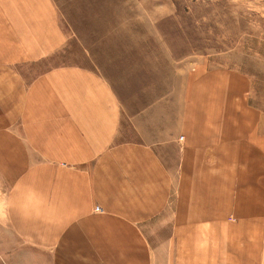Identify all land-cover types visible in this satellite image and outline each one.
<instances>
[{
	"label": "crops",
	"instance_id": "1",
	"mask_svg": "<svg viewBox=\"0 0 264 264\" xmlns=\"http://www.w3.org/2000/svg\"><path fill=\"white\" fill-rule=\"evenodd\" d=\"M66 43L54 0H0V264H264L251 76L199 58L126 116Z\"/></svg>",
	"mask_w": 264,
	"mask_h": 264
},
{
	"label": "rangeland",
	"instance_id": "2",
	"mask_svg": "<svg viewBox=\"0 0 264 264\" xmlns=\"http://www.w3.org/2000/svg\"><path fill=\"white\" fill-rule=\"evenodd\" d=\"M54 1L67 43L53 62L98 70L126 116L169 94L199 58L250 75L264 114V0Z\"/></svg>",
	"mask_w": 264,
	"mask_h": 264
},
{
	"label": "clouds",
	"instance_id": "3",
	"mask_svg": "<svg viewBox=\"0 0 264 264\" xmlns=\"http://www.w3.org/2000/svg\"><path fill=\"white\" fill-rule=\"evenodd\" d=\"M5 214V206L0 205V217H3Z\"/></svg>",
	"mask_w": 264,
	"mask_h": 264
},
{
	"label": "built area",
	"instance_id": "4",
	"mask_svg": "<svg viewBox=\"0 0 264 264\" xmlns=\"http://www.w3.org/2000/svg\"><path fill=\"white\" fill-rule=\"evenodd\" d=\"M96 209H98V208H96Z\"/></svg>",
	"mask_w": 264,
	"mask_h": 264
}]
</instances>
